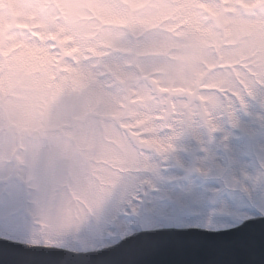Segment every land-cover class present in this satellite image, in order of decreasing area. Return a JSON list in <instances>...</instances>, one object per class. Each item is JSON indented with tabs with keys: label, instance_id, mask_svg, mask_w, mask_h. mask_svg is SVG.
Instances as JSON below:
<instances>
[{
	"label": "rangeland",
	"instance_id": "1",
	"mask_svg": "<svg viewBox=\"0 0 264 264\" xmlns=\"http://www.w3.org/2000/svg\"><path fill=\"white\" fill-rule=\"evenodd\" d=\"M264 104V0H0V237L111 246L164 161Z\"/></svg>",
	"mask_w": 264,
	"mask_h": 264
},
{
	"label": "snow or ice",
	"instance_id": "2",
	"mask_svg": "<svg viewBox=\"0 0 264 264\" xmlns=\"http://www.w3.org/2000/svg\"><path fill=\"white\" fill-rule=\"evenodd\" d=\"M245 99L261 112L258 120L241 107L238 119L225 116L210 133H186V146L164 161L155 186L134 189L121 212L127 227L165 226L142 229V243L183 254L241 253L258 244L264 259V104ZM13 202L0 194V216Z\"/></svg>",
	"mask_w": 264,
	"mask_h": 264
},
{
	"label": "water",
	"instance_id": "3",
	"mask_svg": "<svg viewBox=\"0 0 264 264\" xmlns=\"http://www.w3.org/2000/svg\"><path fill=\"white\" fill-rule=\"evenodd\" d=\"M142 241L143 239H141V235L138 234L137 238H128L122 244H144ZM8 244L25 243L0 237V264H105L103 257L107 256L110 252V250L107 249L103 253L76 254L67 250L38 247L36 252L32 249L22 248L21 252L18 254L15 250H10ZM256 250H259L258 256H253L254 253L246 249L241 253H236L234 256H228L227 259L224 258L220 261H215L214 263L264 264L260 248L257 247ZM212 256L216 257L215 254ZM144 259L151 264L154 262V259L150 257H139L137 254L131 255L127 253V258L122 260L119 264H143L142 260ZM155 261L158 262L159 260L155 259ZM117 262L118 259L116 260L114 258L109 260L108 264H117Z\"/></svg>",
	"mask_w": 264,
	"mask_h": 264
},
{
	"label": "bare ground",
	"instance_id": "4",
	"mask_svg": "<svg viewBox=\"0 0 264 264\" xmlns=\"http://www.w3.org/2000/svg\"><path fill=\"white\" fill-rule=\"evenodd\" d=\"M158 228H159V227H158ZM158 228H157V229H158Z\"/></svg>",
	"mask_w": 264,
	"mask_h": 264
}]
</instances>
